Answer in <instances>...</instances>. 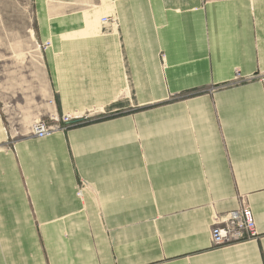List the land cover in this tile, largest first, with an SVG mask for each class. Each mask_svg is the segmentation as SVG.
Segmentation results:
<instances>
[{
    "label": "crops",
    "instance_id": "obj_1",
    "mask_svg": "<svg viewBox=\"0 0 264 264\" xmlns=\"http://www.w3.org/2000/svg\"><path fill=\"white\" fill-rule=\"evenodd\" d=\"M34 2L46 114L97 119L36 139L0 105V264H264V0ZM240 199L259 237L212 248Z\"/></svg>",
    "mask_w": 264,
    "mask_h": 264
},
{
    "label": "rangeland",
    "instance_id": "obj_2",
    "mask_svg": "<svg viewBox=\"0 0 264 264\" xmlns=\"http://www.w3.org/2000/svg\"><path fill=\"white\" fill-rule=\"evenodd\" d=\"M37 12L34 0H0V105L13 133H26L33 120L47 118V106L53 107L42 62L50 42L40 39ZM103 17L110 19L105 25L118 29L112 12H101L99 24L105 26Z\"/></svg>",
    "mask_w": 264,
    "mask_h": 264
},
{
    "label": "built area",
    "instance_id": "obj_3",
    "mask_svg": "<svg viewBox=\"0 0 264 264\" xmlns=\"http://www.w3.org/2000/svg\"><path fill=\"white\" fill-rule=\"evenodd\" d=\"M109 18L103 17L102 24H107ZM235 81L239 82V75H235ZM54 106V100L51 103ZM96 112L87 114H66L62 116L48 115L46 119L33 120L28 128V135L36 139H43L55 132L65 130L74 125L84 123L95 117ZM259 233L256 229L251 208L244 199H240L239 207L225 214H214L210 227V243L212 248H224L239 243L257 239Z\"/></svg>",
    "mask_w": 264,
    "mask_h": 264
}]
</instances>
